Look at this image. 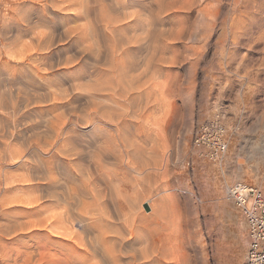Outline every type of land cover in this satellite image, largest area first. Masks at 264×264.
<instances>
[{
    "label": "rangeland",
    "instance_id": "1",
    "mask_svg": "<svg viewBox=\"0 0 264 264\" xmlns=\"http://www.w3.org/2000/svg\"><path fill=\"white\" fill-rule=\"evenodd\" d=\"M100 1L102 2L100 3ZM111 1L91 0V5L88 4L92 7H97L95 8L96 11L89 6H87L86 10L89 9L88 12H91V9H93L91 14L97 21L102 15V18L110 19L111 25L115 26L121 24V22L123 24L124 22L126 23L129 18L132 19L134 15L131 12L133 10L135 11L132 13L136 15L137 11L144 13L147 9L144 15L141 12L140 15L139 13L137 14V17L134 16L133 25L130 23L122 28V30L126 31L128 27L127 31L129 33L124 30L125 34L120 32L122 36L125 35L126 37H120L121 35L118 31L122 30L118 29L111 34L108 33L109 39L107 33L104 32L106 30L102 27V24H97L99 21L96 22V20H93L94 26L91 29L95 34L90 35L91 38H89V35H85L86 32H84L85 30L82 27H84L83 25L87 19L83 18L81 7H77L80 0H77L78 4L73 2V0H0V232H2L0 233V259H7L5 252L8 254V245L5 241L12 242L13 248H15L13 250L17 251L20 261L16 258L12 259V261H16V264H22V260H25L23 264H34L37 261V264H39L40 260L42 264H49L56 257L54 256L56 251L50 245V243H53L50 238L52 234L46 227L48 226L47 220L49 218L46 219V222L42 220L45 216L46 218L49 217L48 212H51L49 200L51 188L49 183L52 164L54 161H58L59 169L62 167L61 158H55L53 154L51 156L56 146L62 147L64 144L62 137L57 140L54 146L52 142V144L50 143L52 141V137H50L52 135V127L58 124L61 119L60 122L64 121L70 127L67 126L68 130H70L68 134L71 131L73 132L74 128L76 129L73 132L74 134L71 133L73 137L67 134L69 138L66 144L68 145L71 139V142H69V145L71 143L70 148L76 146V149L78 146L73 151L77 152L80 148L81 150L77 152L79 153L77 156L83 158L80 159L82 162H79L85 163V160L93 153L92 151H96L99 148L98 145L100 144H97L100 142L99 140L102 141L106 137V132L103 130L105 127L99 121V112H102L105 109L104 107H106L107 109L111 108L110 110L113 108V112L117 114L114 122L119 128V133L122 130L120 140L122 138L125 140L122 139L121 142L123 141V144L125 142L130 143L128 145L130 153L122 150L119 145L120 140L117 141L118 146L111 147V150H109L108 155L112 154L110 161H113V156H118L121 152L123 156H128L131 162V166L129 165L130 170L125 166L122 167L123 164L120 165L122 169L126 168L128 171L123 174L121 171L118 178L122 179L125 176L128 178L120 179L122 184L117 180L116 185L118 189L120 188V192L123 195L127 193L124 195L125 197L120 196L118 198V195L116 198L115 191H113L115 202L117 203V200H119L117 204L114 202V205L116 207L123 205L126 208L127 200L130 198L129 201H131V199L136 198L133 200L136 214L140 211L143 212L141 201L146 199L149 201L151 208H153L151 209L152 213L147 208L148 212H145L147 213L146 215L170 221L176 220L180 225V230L176 232V237L170 236L171 231L167 232L169 237L166 235L164 244L157 250L158 253L166 258L164 263L161 264H242L247 247V226L240 210L226 199V191L227 186L236 180H242L264 188V0H146L150 2L146 6L147 8L145 7L146 9L140 10L138 6L133 5L129 7L133 9L130 11L129 8L124 7V11L128 13L130 11L129 15L126 12L124 13L122 6L121 9L117 8L116 10V7L120 5L116 3V0L112 5ZM71 3H74V6ZM98 3L102 8H99ZM81 4L80 6H83ZM110 7L115 8L110 9ZM107 8L112 11L110 12ZM101 9L104 12L105 10L109 12L106 11L105 15L111 13L113 19L109 18L110 15L108 14V17L107 15L105 16ZM119 9L125 16L118 12L120 11ZM159 9L162 11L160 12ZM99 10L103 14H99ZM193 11L195 14L187 22L177 23L171 19L177 16L189 15ZM114 12L115 14H112ZM42 15H47L43 17L44 24H41L39 20ZM114 15L115 18L113 17ZM120 17L121 19L117 20ZM123 18H127L126 21H123ZM100 20L102 22V19ZM142 20L144 21L142 22ZM82 23L83 25H81ZM96 24L100 26L98 27ZM45 26L53 31L60 32L59 34L53 33ZM80 27L82 28L81 30ZM97 28L100 29L101 32H99L101 34ZM132 30L136 32L133 34L135 36L132 35L134 33ZM126 33L133 36L132 41L134 39L136 41L139 40L141 45L136 41V44L134 42L133 44L130 40L132 39L131 36H127ZM77 35L82 43L76 47L74 53L68 54L74 50V45L71 42L67 44V42L77 37ZM84 35L88 38H84ZM112 35L116 38H121L119 42L123 43V47L121 43L120 46L117 45L119 42L117 39L116 42L115 38H111ZM139 35L143 37L145 44L142 39L138 38ZM88 39H91L92 42ZM96 39L98 42L94 43ZM126 41H128V46L126 43L124 44ZM129 41H131L132 47ZM84 43L86 44L81 46ZM53 45L58 48L52 50ZM111 45L115 48L113 52H111ZM176 45H179V47L176 48ZM80 46L83 51L85 50V53L83 51L80 52ZM88 46L90 47L87 49ZM167 48H173L174 50L168 53L164 51ZM91 50L93 54L90 53ZM49 51H51L48 54L49 59L58 60L56 63L49 61L45 64L33 58L37 54H46ZM88 51L92 59L90 58V61L86 60L85 63L89 61L88 65L91 68L90 73L84 79L73 80L68 85L56 88L49 87L43 90L34 85L32 80L28 79L29 73L34 77H39L44 74L45 68L51 69L53 67L64 69L65 71L50 74L47 79H68L78 73L76 72L78 70L73 69L74 64L78 66L82 59L86 56L88 57ZM95 53L96 56L94 58ZM63 56V60L59 61ZM115 57L118 58L116 59ZM109 58H111V61H109ZM68 60L71 61L69 62ZM120 60L123 62L121 63ZM101 61L103 64H101ZM90 63L92 64L90 65ZM97 63L99 66H97ZM109 65L112 67H109ZM77 69L79 68L77 67ZM98 70L99 73L103 71V75H99ZM105 70L109 71L106 73ZM93 72L95 74H91ZM221 73L225 77L223 80L221 79ZM230 76L241 83L242 88H233L229 82ZM107 82H110V84L108 83L110 88L109 85L107 86ZM116 83L117 86L121 84L118 89L115 87ZM76 84L82 85L84 89L82 90L81 87L80 90V86L77 87ZM94 84H96L95 87H92ZM99 84L103 87H100ZM103 84H106V87ZM111 84L115 85L113 88H116V92L112 89ZM88 86L93 90L90 87L88 88ZM94 88L98 90L95 91ZM72 89L76 91L74 93L71 92L76 96L75 98L69 92ZM60 90L63 91L61 92ZM64 91H68V94L66 92L63 93ZM107 91H110V93ZM112 92L114 94H111ZM225 92H227V95H225ZM99 94L107 95L105 98L103 96L101 98ZM57 95L59 96L57 97ZM53 96L54 98H51ZM59 99L60 101H58ZM66 100L67 103H64ZM104 104L105 106H103ZM80 106H83L82 109L84 110ZM116 108L121 111L120 113L118 110L120 114L117 113ZM86 109L87 112L85 111ZM79 110L80 112H78ZM80 113H84L87 118L89 117L88 120L83 117L84 114L82 116ZM79 114L87 122L89 121V125L85 122L86 120L81 119L82 117ZM62 116L67 120H64ZM57 117L59 120L54 121ZM213 120H218L224 125L227 141L225 153L215 160L206 156L205 149L197 148L192 144L193 135L199 126ZM173 122H175L176 126L170 130V125ZM99 126L102 130L99 129ZM110 132H112L111 129ZM124 134H126L125 137L123 136ZM91 137L95 139L93 140ZM90 141H95L96 143ZM131 143H134L133 146ZM89 148L92 153L89 152ZM112 148L115 150L113 151ZM33 149L41 155H47L48 160L42 161L38 156L30 155L29 153ZM83 149H86L87 152L84 151L89 154H85ZM81 151L84 152V156ZM41 164H43L42 169ZM120 167L111 166L110 168L121 170ZM98 170L101 173L100 168ZM123 183L124 186H122ZM121 189L125 191L123 192ZM220 192L224 194V201L236 208L239 214L238 218H234L230 213L218 206L216 195ZM31 198L33 199L32 202H30ZM36 199H40L38 200L39 202L35 201ZM139 202L140 204H138ZM28 204H30V208ZM39 204L40 206H38ZM11 209H23L26 212L23 211L24 215L22 211L20 213ZM32 209H38V211L34 212ZM121 210V217L116 222L123 221V218H125L124 215L126 213L124 214L123 212L126 209ZM153 211L156 212L154 215ZM30 214H33L32 217H29L31 216ZM201 217H208V219L204 220L203 225L200 222ZM35 218H38V220L42 218L41 221L44 223L42 225L48 229L50 236L47 234L46 229L43 228L39 229L41 231L37 233L28 234V230L31 228L35 229L38 226L33 225L35 224L34 221H36L34 220ZM20 220L22 222L27 220L29 223L28 225H26L27 222L22 224ZM13 221H17L22 225L20 226L16 222L14 224ZM191 221H195L194 227L189 226ZM10 223L14 224L15 230ZM24 224L26 227L28 226L27 230L22 229L24 232L18 230ZM5 225L11 227L12 230ZM3 226L5 227L3 228ZM9 229L10 232L5 233ZM25 231L28 232L25 233ZM22 232L26 234L25 238ZM17 233L19 236H17ZM167 238L168 240H166ZM28 244L31 245L29 246ZM21 249L22 251H20ZM44 250H47L46 253ZM36 251H42L45 254L40 252L42 255H38L39 253ZM23 255H26V258L27 256L30 258L29 255L33 257L26 259ZM35 256L41 257L39 259L36 258L35 261ZM41 258L46 260L43 261ZM26 260H29V263ZM30 260L31 262L33 260V262L31 263ZM12 264H14V261Z\"/></svg>",
    "mask_w": 264,
    "mask_h": 264
},
{
    "label": "bare ground",
    "instance_id": "2",
    "mask_svg": "<svg viewBox=\"0 0 264 264\" xmlns=\"http://www.w3.org/2000/svg\"><path fill=\"white\" fill-rule=\"evenodd\" d=\"M98 1V0H97ZM154 1V0H153ZM157 1V0H156ZM155 1V2H156ZM174 1V0H173ZM172 1V2H173ZM73 2H76L77 3V0H73ZM102 1H100V3H101ZM109 2H110V0H109ZM112 3V5H113V2H115V0H112L111 1ZM155 2H152V3H155ZM75 3V4H76ZM80 3H82L81 5H83V6H80ZM90 3H92L91 2V0H80V2H79V6H77V5H75V6H77V7H81V9H82V11H81V13L84 15L83 16V18H86L87 20L85 21V23H84V25H83V23L81 24V25H83L84 27H82V28H84V30H82V31H84V32H86V34L85 35H92L94 32L93 31H91V29H93V23L92 22H94L93 20H96L95 18H93L94 16L91 14V12H93V9H91V12H88V10H86L87 9V6H89V7H91V8H94V11H96L95 10V8H97V7H92V6H90L89 4ZM95 3V2H94ZM116 3H118V5H120V6H117L116 7V10H117V8H120L121 9V6H122V9L125 7V8H129L130 6H133V5H136V6H138V8L141 10V9H144L147 5H148V3H150L149 1H146V0H116ZM158 3H159V1H158ZM72 4V3H71ZM74 4V3H73ZM72 4V5H73ZM78 4V3H77ZM88 4V5H87ZM97 4V3H96ZM111 4H108V5H110V6H112ZM115 4V3H114ZM161 4H162V2H161ZM98 5H99V3H98ZM104 5V4H103ZM74 6V5H73ZM94 6V5H93ZM151 6V5H150ZM150 6H149V8H150ZM76 7V8H77ZM101 6L99 5V8H100ZM161 7H162V5H161ZM102 8V7H101ZM115 8V7H114ZM114 8H111L110 7V9H114ZM132 8V7H131ZM147 8V7H146ZM145 8V9H146ZM78 9V8H77ZM106 9V8H105ZM108 9V8H107ZM110 9H108L109 11H110ZM119 9V10H120ZM130 9V8H129ZM161 9V8H160ZM159 9V10H160ZM76 10V9H75ZM78 10H80V9H78ZM103 12H104V10L103 9H101ZM116 10H114V11H116ZM126 10V9H125ZM128 10V9H127ZM133 9H130V11H132ZM77 11V10H76ZM100 12V10H99V14H103V12ZM107 10H105V12H106ZM112 11V10H111ZM110 11V12H111ZM123 11H124V9H123ZM129 11V10H128ZM130 11H129V13H130ZM133 11H135V10H133ZM132 11V12H133ZM145 11V10H144ZM146 11H147V9H146ZM145 11V12H146ZM162 10H160V12H161ZM73 12V11H72ZM105 12H104V15H105ZM108 12V11H107ZM118 12H122L121 10L120 11H118ZM126 11H124V13H125ZM131 12V14L132 15H134V16H136L137 17V14L139 13V15H140V13L142 12V11H140V12H136L137 14L135 15V14H133ZM144 12V13H145ZM155 12V11H154ZM55 13V12H54ZM77 13V12H76ZM109 13V12H108ZM107 13V14H108ZM117 13V12H116ZM119 13V14H120ZM124 13H121V15L123 14L124 16H125V14ZM126 13H128V12H126ZM129 13H128V15H129ZM144 13L142 12L141 14L142 15H144ZM94 14V13H93ZM98 14V15H99ZM106 14V15H107ZM112 14H115V12L114 13H112ZM151 14V13H150ZM162 14V13H161ZM80 15V14H79ZM78 15V16H79ZM97 15V14H96ZM105 15V16H106ZM108 15H110V17L109 18H111V19H113L112 18V16H111V13L110 14H108ZM108 15H107V17H108ZM138 15V16H139ZM74 16V15H73ZM102 15H100V17H101ZM104 16V17H105ZM123 16V17H124ZM127 16V15H126ZM134 16H133V18L132 19H130L129 18V20L127 19V18H123L122 20L123 21H126V19H127V21H126V23L124 22V24H123V22H121V20H120V22H121V24H119V25H115V24H113V25H115V26H112L111 24H112V22L110 21V19L108 20L106 17L105 18H98L99 20V22L96 20V22H98L97 24H99V23H101L102 24V27L106 30V31H104V32H106L107 33V37H108V35L109 34H111V33H113L115 30H118V29H121L122 30V28L126 25H129L130 23L132 24V22L135 20L134 19ZM114 18H115V15L113 16ZM117 17H118V15H117ZM127 17H130V16H127ZM141 18V17H140ZM147 18V17H146ZM72 19V18H71ZM100 19H102V22H101V20ZM118 19H121V17L120 18H117V20ZM139 19V18H138ZM137 19V20H138ZM116 20V21H117ZM140 20V19H139ZM37 21V20H36ZM113 21V20H112ZM115 21V22H116ZM144 20H142V22H143ZM119 22V21H118ZM138 22V21H137ZM141 22V21H140ZM141 22V23H142ZM147 23V22H146ZM95 24V23H94ZM96 24V25H97ZM118 24V23H117ZM148 24V23H147ZM133 25V24H132ZM144 25H145V23H144ZM75 26V25H74ZM98 26V25H97ZM100 26V25H99ZM98 26V27H99ZM141 26V25H140ZM73 27V26H72ZM78 27V26H77ZM76 27V28H77ZM80 27V30L82 29ZM130 27V26H129ZM134 27V26H133ZM74 28V27H73ZM75 28V29H76ZM101 28V27H100ZM130 28H132V27H130ZM142 28H144V27H142ZM145 28H148V27H145ZM70 29V28H69ZM79 29V28H78ZM96 29V28H95ZM98 29V28H97ZM127 29H128V27H127ZM127 29H126V31H127ZM135 29V28H134ZM139 29V28H138ZM149 29V28H148ZM147 29V31L149 32V30ZM72 30V29H71ZM87 30V31H86ZM124 30V29H123ZM118 31L119 32V34H120V32H121V34L122 33H124L125 34V32L124 31ZM140 30V29H139ZM143 30H145V29H143ZM75 31V30H74ZM100 31V29H98V32ZM131 31V30H130ZM136 31V30H135ZM146 31V30H145ZM101 32V31H100ZM99 32V33H100ZM128 32V31H127ZM132 32H134L133 30H132ZM76 33V32H75ZM79 33H81V32H79ZM97 33V32H96ZM109 33V34H108ZM129 33V32H128ZM136 32H134V33H132V35L133 34H135ZM137 33H139V32H137ZM65 34V33H64ZM66 34H67V32H66ZM95 34V33H94ZM101 34V33H100ZM115 35L116 34H118V33H114ZM118 34V35H119ZM120 34V35H121ZM123 34V35H124ZM131 34V33H130ZM140 34V33H139ZM143 34V33H142ZM141 34V35H142ZM148 34V33H147ZM84 35V38L86 37ZM117 35V36H118ZM126 35H127V33H126ZM144 35H146V34H144ZM96 36V35H95ZM103 36V35H102ZM113 36V37H112ZM111 36V38H115V41H116V39H117V41L119 42V39H121V38H116V37H114V35H112ZM127 36H131V35H127ZM133 36H135V35H133ZM133 36H131V38L132 39H130L131 41L133 40ZM143 36V35H142ZM67 37V36H66ZM77 37H78V35H77ZM93 37V36H92ZM103 37H105V36H103ZM110 37V36H109ZM108 37V38H109ZM120 37H126L125 35L124 36H120ZM129 37H128V39H129ZM137 37V36H136ZM136 37H134V38H136ZM86 38H88V37H86ZM89 38H91V36L89 37ZM96 38V37H95ZM138 38H140V39H142V41H143V37H140V35H139V37ZM38 39V38H37ZM93 39V38H92ZM101 39V38H100ZM103 39V38H102ZM105 39H106V37H105ZM110 39V38H109ZM125 39V38H124ZM145 40H146V38H144ZM89 41H91L92 42V40L91 39H88ZM87 40V41H88ZM108 40V39H107ZM112 40V39H111ZM155 40V39H154ZM88 41V42H89ZM95 41V40H94ZM110 41V40H109ZM116 41V42H117ZM131 41H129V44H130V42ZM135 41H136V39H134V41H132V43L134 42L135 43ZM141 41V42H142ZM150 41V40H149ZM88 42H87V45H88ZM98 41H97V39H96V42H94V43H97ZM110 42H112V41H110ZM109 42V43H110ZM115 42V43H116ZM123 42V41H122ZM128 41H126V42H124V44L126 43V45L128 44L127 43ZM136 42H138L139 43V40L138 41H136ZM144 42V41H143ZM143 42H142V44H143ZM155 42V41H154ZM102 43V42H101ZM104 43V42H103ZM120 43H121V41L119 42V44H117V45H119L120 46ZM133 43V44H134ZM86 43H84V44H82L81 46H83V45H85ZM89 44H91V43H89ZM99 44V43H98ZM110 44H112V43H110ZM110 44H109V46H110ZM116 44H114V45H116ZM123 43H121V45H122ZM136 44V43H135ZM140 44V43H139ZM139 44H138V46H139ZM144 44H145V42H144ZM151 44V43H150ZM104 45V44H103ZM116 45V46H117ZM141 45V44H140ZM79 47V48H81L80 49V52L81 51H83L82 50V47ZM92 46V45H91ZM128 46V45H127ZM130 46H131V44H130ZM41 47V46H40ZM85 47V46H84ZM90 46H88L87 47V49L89 48ZM111 47H112V51L111 52H113V49H115L112 45H111ZM111 47H110V50H111ZM118 47V46H117ZM122 47H123V45H122ZM125 47V46H124ZM132 47V46H131ZM120 48V47H119ZM126 48V47H125ZM130 48V47H129ZM41 49V48H40ZM44 49V48H43ZM92 49V48H91ZM107 49V48H106ZM121 49V48H120ZM120 49H117V50H120ZM78 50V49H77ZM90 50V49H89ZM92 50H94V49H92ZM92 50H91V52L90 53H92ZM110 50H108V51H110ZM116 50V51H117ZM122 50V49H121ZM127 50H128V48H127ZM47 51V50H46ZM85 51V50H84ZM83 51V53H85ZM78 52V51H77ZM97 52H98V50H97ZM99 52H101L100 50H99ZM111 52H110V54H111ZM119 52V51H118ZM121 52V51H120ZM83 53H81V54H83ZM88 53H89V51H88ZM90 53H89V56H90V58H91V55H90ZM106 53V52H105ZM144 53H146V52H144ZM93 54V53H92ZM114 54H116V53H114ZM128 54V53H127ZM76 55V54H75ZM77 55H79L78 53H77ZM84 55V54H83ZM87 55V54H86ZM98 55V54H97ZM102 56H104L103 54H101ZM100 55V56H101ZM119 55V54H118ZM117 55V56H118ZM123 55V54H122ZM125 55H126V52H125ZM73 56V55H72ZM85 56V55H84ZM88 56V57H89ZM95 56H96V53H95V55H94V58H95ZM113 56V55H112ZM112 56H110V57H112ZM116 56V55H115ZM149 56V55H148ZM79 57H81V56H79ZM87 57V56H86ZM93 57V56H92ZM122 57V56H121ZM120 57V58H121ZM126 57V56H125ZM69 58V57H68ZM106 58V57H105ZM113 58V57H112ZM116 58V57H115ZM118 58V57H117ZM116 58V59H117ZM70 59V58H69ZM72 59V58H71ZM82 59V58H81ZM92 59V58H91ZM90 59V60H91ZM96 59H97V57H96ZM96 59H94V60H96ZM110 60L109 61H111V58H109ZM116 59H115V61H116ZM121 59H123V58H121ZM33 60V59H32ZM73 60H74V57H73ZM72 60V61H73ZM76 60V59H75ZM102 60V59H101ZM113 60V59H112ZM69 61V60H68ZM71 61V60H70ZM69 61V62H70ZM67 62V61H66ZM89 62V61H88ZM87 62V63H88ZM93 62V61H92ZM96 62V61H95ZM95 62H94V64H95ZM99 62H100V59H99ZM98 62V63H99ZM102 62V61H101ZM105 62V61H104ZM113 62H114V60H113ZM112 62V63H113ZM120 62H121V60H120ZM123 62V61H122ZM121 62V63H122ZM72 63V62H71ZM70 63V64H71ZM97 63V64H98ZM92 63H90V65H91ZM100 64V63H99ZM99 64L97 65V66H99ZM101 64H103V62L101 63ZM100 64V66H102ZM107 64V63H106ZM127 64V63H126ZM77 65V64H76ZM75 64H74V68H75V66H76ZM112 66H113V64H111ZM111 65H109V67H112ZM128 65V64H127ZM126 65V66H127ZM94 67H95V65H93ZM115 66V65H114ZM124 66V65H123ZM125 66V67H126ZM108 67V68H109ZM120 67H122V66H120ZM76 68H77V66H76ZM90 68H91V66H90ZM102 68V67H101ZM118 68V67H117ZM104 69V68H103ZM102 69V70H103ZM107 69V68H106ZM113 69V68H112ZM111 69V70H112ZM76 70H78V71H76V72H79L80 70L79 69H76ZM97 70V69H96ZM99 70H100V68H99ZM99 70H98V74L100 75V74H102L103 75V71L101 72V73H99ZM92 71V70H91ZM106 71V73L109 71H107V70H105ZM104 71V72H105ZM114 71V70H113ZM122 71V70H121ZM123 71H125L124 70V68H123ZM129 72V71H128ZM74 73H75V70H74ZM111 73H113V72H111ZM111 73L109 74L110 75V77H111ZM116 73V72H115ZM118 73H119V71H118ZM125 74H126V71L124 72ZM123 73V74H124ZM97 74V75H98ZM76 75V74H75ZM98 75V76H99ZM102 75H101V77H102ZM104 75H106L105 73H104ZM108 75V74H107ZM108 75V76H109ZM120 75V74H119ZM97 76V77H98ZM89 77V76H88ZM97 77H95V78H97ZM107 77V76H106ZM113 77V76H112ZM122 77V76H121ZM117 78V77H116ZM103 79V78H102ZM112 79V78H111ZM91 80V79H90ZM121 81V80H120ZM75 82V81H74ZM83 83H85V82H83ZM82 83V85L83 86H85L84 84ZM104 83V82H103ZM110 84V82H107V86ZM112 83V82H111ZM115 83V82H114ZM80 84V83H79ZM101 84V83H100ZM99 84V85H100ZM133 84V83H132ZM77 85V87H79L80 85H78V84H76ZM75 85V86H76ZM82 85L79 87V89L81 90V87H82ZM95 85L96 84H94V86H92V87H95ZM104 85V84H103ZM112 85V84H111ZM118 85H119V83H118ZM121 85V84H120ZM119 85V86H120ZM74 86V87H75ZM97 86H98V84H97ZM96 86V87H97ZM105 87H106V84L104 85ZM115 85H112V89H114L113 87H114ZM119 86H117V83H116V86L115 87H117V89H118V87ZM139 86V85H138ZM70 87V86H69ZM68 87V88H69ZM77 87H75V88H77ZM90 86H88V88H89ZM100 87H103V86H101L100 85ZM140 87H141V85H140ZM65 88H66V86H65ZM71 88V87H70ZM74 88V89H75ZM91 88V87H90ZM109 88H110V85H109ZM137 88V87H136ZM84 89V87H82V90ZM87 89V88H86ZM85 89V90H86ZM92 89V88H91ZM90 89V90H91ZM95 89V91H97L98 89H96V88H94ZM107 89H108V87H107ZM116 89V88H115ZM114 89V90H115ZM138 89V88H137ZM65 90V89H64ZM66 90H68V89H66ZM70 90V89H69ZM76 91H77V89H75ZM93 90V89H92ZM101 90V89H100ZM99 90V91H100ZM104 90V89H103ZM102 90V91H103ZM110 90V89H109ZM113 90V91H114ZM61 92L63 91V90H60ZM76 91H73V89H72V91H69L70 93L71 92H76ZM88 91H89V89H88ZM88 91H86V93H88ZM101 91V93H103ZM105 91V90H104ZM111 91V90H110ZM110 91L108 92V93H110ZM66 91H64L63 93H65ZM94 91H92V93H93ZM114 92H116V90L114 91ZM114 92H112L111 94H114ZM140 92V91H139ZM67 94H68V91L66 92ZM70 93H69V95H70ZM73 93H71V94H73ZM107 93V94H108ZM54 94V93H53ZM52 94V95H53ZM55 94H57V93H55ZM91 94V93H90ZM93 94H95V93H93ZM97 94V93H96ZM106 94V95H107ZM63 95V97H65L64 96V94H62ZM98 95V94H97ZM96 95V96H97ZM99 95H101V94H99ZM106 95L105 96H103V95H101V98H102V96L105 98L106 97ZM55 96V95H54ZM54 96L53 97H51V98H54ZM59 95H57V97H58ZM68 96V95H67ZM72 96H74V94L72 95ZM79 96V95H78ZM92 96V95H91ZM110 96V95H109ZM56 97V96H55ZM68 97H70V96H68ZM76 96H74V98H75ZM84 97V96H83ZM108 97V96H107ZM85 98H87V97H85ZM70 99H72V98H70ZM52 100H54V99H52ZM99 100V99H98ZM58 101H60V99L58 100ZM64 102V101H63ZM62 102V103H63ZM99 102V101H98ZM51 103V102H50ZM64 103H67V100H66V102H64ZM55 104V103H54ZM65 105H67V104H65ZM85 105V104H84ZM95 105V104H94ZM52 106H53V104H52ZM55 106H57V104H55ZM62 106V105H61ZM60 106V107H61ZM103 106H105V104L103 105ZM102 106V107H103ZM123 106V105H122ZM54 107V106H53ZM69 107H72V106H69ZM81 107V106H80ZM83 107V106H82ZM82 107H81V109H82ZM94 107V106H93ZM59 108V107H58ZM57 108V109H58ZM65 108V107H64ZM63 108V109H64ZM67 108V107H66ZM105 109L104 110H102V112H99V121L101 122V123H103V126L105 127V128H103V130L106 132V137L104 138V139H102V141L101 140H99L100 142L99 143H97V144H100V145H98L99 146V148L98 149H96V151L95 150H93L92 152H91V149L89 148V152H91L92 154L89 156V158L87 159V160H85L84 162L85 163H81L82 162V160H80V159H83V158H80V157H78L77 156V154H79V153H77L78 151H80L81 149L79 148V150H77V152L75 153L73 150L75 149V147H72V148H70L71 147V143H70V145H69V142H71L70 140H69V142H68V145L66 144L67 142V140H68V138H69V136L68 135H70L71 137H73V135H71V133L72 134H74L73 132H75L74 130H76L75 128H74V126H72L73 128H74V130H73V132L71 131V133L70 134H68L69 133V131L70 130H68L70 127L67 125V123L66 122H64L63 120V122H60L61 121V119L59 120L58 119V117H57V119H54V121L55 120H59L58 121V124H55L54 125V127H52L53 129H52V135H50V137H52V141H50V143L52 142L53 143V146L56 144V142H57V140L60 138V137H62V142L64 143L63 144V146L62 147H58V146H56L55 148H54V150H53V152L51 153V156H52V154H53V157L55 156V158L56 157H60L61 158V160H62V167L59 169V164H58V161H54L55 163L54 164H52V172L50 173L51 174V180H50V183H49V185H50V188H51V191H50V195H49V200H50V207H51V212H48V214L50 215L49 217H47L46 218V216L42 219V220H44L45 222H46V219H48L47 220V222H48V226H46V223H45V226L50 230L49 232L52 234L51 236L48 234V229L46 228V227H43V225L42 224H44V223H42L43 221H41V219H39L38 220V218L36 219H34V220H36V221H34V223L35 224H33V225H38L37 226V228H35V229H41V228H43V229H46V231H47V234L50 236V238H51V240H53V243H50V245H52V247H53V250L55 249V255L54 256H56L55 258L52 256V258H54V259H52L51 260V262L49 263V264H148V263H152L153 264V261H155L156 262V264H161V263H164V261L166 260V258L165 257H163L160 253H158V251L157 250H159V248H160V246L161 245H163L164 244V238H166V235H167V232H169V231H171V235L170 236H175L176 237V232H179V230H180V225H179V223L178 222H176V220H167V219H163V218H160V217H156V216H152V215H146L147 213H145V212H148L146 209L147 208H149V210H151V209H153V208H151V205H150V203H149V201L148 200H146V199H144V200H139V201H141L142 202V204H141V207H142V209H143V212H138V213H136L135 214V202L133 201L134 199H136V198H134V199H131V201H129L130 200V198L127 200L128 201V205L126 204V208L123 206V205H118L117 207L114 205V202L116 201V200H114V198L117 196L118 197V195H119V197L118 198H120V196H124V195H126V193L123 195V193L122 192H120V188L118 189V187H117V185H116V182H117V180L118 181H120V179L118 178V176H120V174L119 173H121V170H114V168H110L111 166L112 167H120V165H122V167L123 166H125V167H127L128 169H129V165L131 164V162H130V160H129V158H128V156H126V155H124L123 156V154L120 152V154L118 155V156H116L115 155V157L113 156V161H110V156H112V154H110V156L108 155L109 154V150H111L110 148L111 147H115V146H118L117 144V141H119L120 140V134L122 133V130H121V133H119L120 131H119V128H117V126H116V124H115V120H116V116H117V114L115 113V112H113V108H112V110H110L111 108H106V107H104ZM115 108V107H114ZM122 108V107H121ZM120 108V109H121ZM7 109V108H6ZM60 109H62V108H60ZM62 109V110H63ZM88 109V108H87ZM87 109L85 110L86 112H87ZM97 109V108H96ZM117 109V108H116ZM67 110V109H66ZM82 110H84V109H82ZM94 111H95V109H93ZM118 110L119 109H117V113L118 114H120L121 113V111L119 110V112H118ZM122 110V109H121ZM138 110V109H137ZM94 111H93V113H94ZM98 111V110H97ZM100 111V110H99ZM128 111V110H127ZM136 111V110H135ZM141 111V110H140ZM3 112V111H2ZM7 112V111H6ZM78 112H80V110L78 111ZM84 112V111H83ZM86 112H85V114H86ZM126 112V111H125ZM68 114H69V112H67ZM75 113V112H74ZM98 113V112H97ZM130 113H132V112H130ZM137 113V112H136ZM59 114V113H58ZM73 116H74V114L73 113H71ZM80 114H82V116H83V114L84 113H80ZM79 114V116H81ZM85 114H84V118L86 117L85 116ZM91 114V113H90ZM95 115H96V113H95ZM122 115V114H121ZM140 115V114H139ZM75 116H76V114H75ZM81 116V117H82ZM89 116V115H88ZM91 116V115H90ZM98 116V115H97ZM61 117V116H60ZM59 117V118H60ZM63 117V119H64V116H62ZM72 117V116H71ZM81 118V119H83L84 121L87 119L88 120V118L86 117V119H84V118ZM93 117V116H92ZM95 117V116H94ZM116 117V118H115ZM56 118V117H55ZM65 118H66V116H65ZM75 118H77V117H75ZM74 118V119H75ZM98 118V117H97ZM136 118V117H135ZM70 119V118H69ZM73 119V120H74ZM120 119V118H119ZM2 120V119H1ZM64 120H67V119H64ZM77 120V119H76ZM83 120H82V122H83ZM87 120L85 121V122H87ZM91 120V119H90ZM93 120V119H92ZM98 120V119H97ZM96 120V121H97ZM121 120V119H120ZM69 121V120H68ZM71 121V120H70ZM74 122H75V120H74ZM89 122V121H88ZM88 122H87V125H89L88 124ZM93 122V121H92ZM91 122V124H93ZM117 122V121H116ZM54 123V122H53ZM72 123H73V121H72ZM78 123H80V122H78ZM77 123V124H78ZM84 123V122H83ZM82 123V124H83ZM79 125V124H78ZM81 125V124H80ZM86 125V124H85ZM52 126V125H51ZM67 126L69 127V128H67ZM49 127V126H48ZM79 127V126H78ZM97 127H98V125H97ZM76 128H77V126H76ZM96 128V127H95ZM124 128V127H123ZM122 128V129H123ZM99 129H101L102 130V128H100V126H99ZM98 129V131H100ZM110 129L112 130V132H110ZM10 130V129H9ZM33 130V129H32ZM96 130H97V128H96ZM44 132V131H43ZM46 134H47V132H46ZM50 134V133H49ZM68 134V135H67ZM45 135V134H44ZM125 135L126 134H124L123 136L125 137ZM28 136V135H27ZM30 136V135H29ZM48 136V135H47ZM122 136V137H123ZM42 137V136H41ZM25 138V137H24ZM28 138V137H27ZM93 140L95 139V138H93V137H91ZM73 139H75V138H73ZM91 139V140H92ZM100 139V138H99ZM123 139V138H122ZM121 139V140H122ZM29 140V139H28ZM50 140H51V138H50ZM86 140V139H85ZM121 140H120V146L122 147V150H124V151H126V152H129V149H128V145L130 144V143H128V142H125V144H123L122 142H121ZM124 140V139H123ZM25 141H26V139H25ZM74 141H76V140H74ZM125 141V140H124ZM131 141V140H130ZM29 142V141H28ZM90 142H95V141H90ZM27 143V142H26ZM51 143V144H52ZM60 143H61V140H60ZM96 143V142H95ZM110 143V144H109ZM128 143V144H127ZM135 143V142H134ZM133 143V144H134ZM7 144V143H6ZM48 144V143H47ZM72 144H73V142H72ZM94 144V143H93ZM127 144V145H126ZM132 144V143H131ZM133 144H132V146H133ZM28 145V144H27ZM58 145V144H57ZM60 145H62V144H60ZM66 145V146H65ZM73 145H75V144H73ZM76 145H78V144H76ZM89 145H91V144H89ZM88 145V146H89ZM92 146V145H91ZM90 146V147H91ZM131 146V145H130ZM135 147H136V145H135ZM77 148H78V146H77ZM76 148V149H77ZM93 148V147H92ZM95 148H97V147H95ZM112 148V150L114 151L115 149H113ZM120 148V147H119ZM52 149V148H51ZM75 149V150H76ZM121 149V148H120ZM86 151V149H83V151ZM132 150V149H131ZM130 150V151H131ZM71 151H73V152H71ZM84 151V152H85ZM134 151V150H133ZM82 152V151H81ZM84 152H82V154L84 153ZM87 152V151H86ZM85 152V154H89V153H86ZM118 152V153H119ZM15 153V152H14ZM20 153V152H19ZM130 153V152H129ZM129 153H126V154H129ZM133 153V152H132ZM60 154H61V156H60ZM82 154H80V156H82ZM125 154V153H124ZM73 156V157H72ZM83 156H84V154H83ZM134 156H135V154H134ZM86 157V156H85ZM133 157V156H132ZM146 157V156H145ZM33 160V159H32ZM141 160V159H140ZM147 160V159H146ZM30 161V160H29ZM34 161V160H33ZM79 161H81V162H79ZM132 161V160H131ZM142 161V160H141ZM137 163V162H136ZM146 163V162H145ZM133 164V163H132ZM140 164V163H139ZM147 165V164H146ZM131 166V165H130ZM138 166V165H137ZM133 167V166H132ZM141 167V166H140ZM142 167H144V166H142ZM100 168V170H101V173H100V171L98 170ZM135 168V167H134ZM120 169H122L121 167H120ZM44 170V169H43ZM97 170H98V172H97ZM130 170V169H129ZM47 173V172H46ZM46 173H45V175H46ZM124 172L122 171V174H123ZM129 173V172H128ZM129 175V174H128ZM46 177V176H45ZM122 177V176H121ZM123 177H124V175H123ZM143 177V176H142ZM50 178V177H49ZM125 178H128V177H126L125 176ZM125 178H122V179H125ZM121 179V180H122ZM25 180V179H24ZM128 180V179H127ZM125 181V180H124ZM130 181H131V179H130ZM236 181H241V182H243V183H245V184H247V185H251V186H253L252 184H250V183H247V182H244V181H242V180H236ZM127 182V181H126ZM235 182V181H234ZM120 183H121V181H120ZM122 184V183H121ZM129 184V183H128ZM120 185V184H119ZM122 186H124V183H123V185ZM130 186V185H129ZM255 186V185H254ZM126 187H128V186H126ZM137 187V186H136ZM257 187V186H256ZM125 188V187H124ZM126 189H128V188H126ZM227 189H228V186H227ZM118 190H119V192H120V194H118L119 192H118ZM113 191H115L114 193H115V197H113L114 195H113ZM121 191H125L124 189L122 190L121 189ZM48 192V191H47ZM46 193V192H45ZM82 193H83V195H82ZM122 193V194H121ZM36 195V194H35ZM39 197V196H38ZM116 197V198H117ZM125 197V196H124ZM33 199H35L34 197H32ZM28 199L30 202H32V200L33 199ZM37 198V197H36ZM44 198V197H43ZM25 199V198H24ZM24 199H23V201H24ZM124 199V198H123ZM226 199L228 200V201H230V202H232L233 203V201L231 200V199H229L228 198V196H227V191H226ZM3 200V199H2ZM28 200H26L27 202H28ZM38 200H40V199H38ZM37 199L35 200V201H38ZM124 200H126V199H124ZM118 201L119 200H117V203H118ZM123 201V200H122ZM136 201V200H135ZM216 201H217V203H218V206L222 209V210H225L226 212H228V213H230L231 214V216H233L234 218H238V216H239V214H238V211L236 210V208L235 207H233V206H231V204H229V203H226L225 201H224V194H223V192H220V193H218L217 195H216ZM10 202V201H9ZM22 202V201H21ZM20 202V203H21ZM30 202H28V203H30ZM39 202V201H38ZM124 202V201H123ZM23 203V202H22ZM116 202H115V204H117ZM122 203V202H121ZM120 203V204H121ZM15 204V203H14ZM33 204V203H32ZM138 204H140V202L138 203ZM234 204V203H233ZM13 205V204H12ZM22 205V204H21ZM25 205V204H24ZM29 205V208H30V204H28ZM137 205V204H136ZM235 205V204H234ZM3 206V205H2ZM27 206V205H26ZM25 206V207H26ZM33 206H34V204H33ZM38 206H40V204L38 205ZM236 206V205H235ZM4 207V206H3ZM237 207V206H236ZM28 208V207H27ZM26 208V209H27ZM32 208V207H31ZM35 208V207H34ZM37 208V207H36ZM238 208V207H237ZM121 209H126V211L125 212H123L124 214V217L125 218H123V221H119V222H116V220H119L120 219V217H121ZM140 209V208H139ZM219 209V208H218ZM239 209V208H238ZM37 209H35V211H36ZM121 210V211H120ZM240 210V209H239ZM26 212V210H23L22 209V212ZM31 211V210H30ZM32 211H33V209H32ZM31 211V212H32ZM34 211V212H35ZM38 211V210H37ZM24 212H23V214H24ZM121 212V213H120ZM154 212V211H153ZM240 212H241V210H240ZM21 213V212H20ZM37 213V212H36ZM150 213V212H149ZM151 213H152V210H151ZM156 212H154L153 213V215L155 214ZM28 214H29V212H28ZM42 214V213H41ZM241 214H242V212H241ZM25 215V214H24ZM26 215H27V213H26ZM31 215V214H30ZM33 215V214H32ZM32 215L31 216H29V217H32ZM122 215V216H123ZM34 216H35V214H34ZM48 216V215H47ZM242 216H243V214H242ZM232 217V218H233ZM40 218V217H39ZM243 218H244V216H243ZM30 219V218H29ZM245 219V218H244ZM122 220V219H121ZM18 221V220H17ZM17 221H15L17 224H19V222H17ZM21 221V223L23 224L24 222H27L26 223V225H28V221L26 220H24V222H22V220H20ZM31 221V220H30ZM33 221V220H32ZM39 221V222H38ZM177 221H179V220H177ZM1 222V221H0ZM9 222V221H8ZM12 222V221H11ZM15 222L13 221V223L15 224ZM245 222H246V220H245ZM30 223H32V222H30ZM8 224V223H7ZM14 224L12 225L11 223H10V225L13 227L14 226ZM16 224V225H17ZM21 224V225H22ZM1 225V224H0ZM10 225H8V226H10ZM20 225V224H19ZM20 225V226H21ZM32 225V224H31ZM6 226V225H5ZM5 226H3V228L5 227ZM36 226H34V227H36ZM7 227V226H6ZM28 227V226H27ZM26 226H25V224L20 228V229H18V230H22V229H25V230H27L26 228H27ZM30 227H32V226H30ZM2 228V229H3ZM7 228H10L11 230H12V228L11 227H7ZM17 228H19V227H17ZM10 229L9 230H6L5 231V233L6 232H10ZM13 229H14V227H13ZM16 229V228H15ZM14 229V230H15ZM31 229H34V228H31ZM73 229H75V230H73ZM4 230V229H3ZM13 230V231H14ZM23 231V230H22ZM29 231V230H28ZM27 231V232H28ZM39 231H41V230H39ZM16 232H17V230H16ZM19 232V231H18ZM24 232V231H23ZM22 232V233H23ZM26 231H25V233H27ZM0 233H2V232H0ZM12 233V232H11ZM13 233H15V232H13ZM25 233H23L24 235H25ZM8 234V233H7ZM28 234L30 235V234H32L31 232H28ZM138 234H140L141 235V239H140V242H135V238L138 236ZM3 235H6V234H3ZM9 235V234H8ZM15 235V234H14ZM12 236V235H11ZM17 236H19L18 235V233H17ZM16 236V237H17ZM168 236V235H167ZM14 237V236H13ZM15 237V238H16ZM29 237V236H28ZM169 237V236H168ZM11 238V237H10ZM14 238V239H15ZM24 238H25V236H24ZM50 238H48V239H50ZM171 238V237H170ZM2 239V238H1ZM13 239V238H12ZM16 240V239H15ZM17 240H19L18 238H17ZM23 240H25V239H23ZM27 240V239H26ZM166 240H168V238L166 239ZM12 241V240H11ZM16 242H19V241H16ZM25 242V241H24ZM24 242H23V244H24ZM52 242V241H51ZM27 243V242H26ZM166 243H167V241H166ZM22 244V245H23ZM33 244V243H32ZM21 245V246H22ZM26 245V244H25ZM29 245V244H28ZM31 245V244H30ZM29 245V246H30ZM34 245V244H33ZM49 245V246H50ZM14 246V245H13ZM24 247V246H23ZM45 247V246H44ZM44 247H42L43 249H44ZM47 248V247H46ZM45 248V249H46ZM13 249H15V248H13ZM24 249H25V247H24ZM29 249V248H28ZM36 249V248H35ZM48 249V248H47ZM56 249H60V250H56ZM7 250V249H6ZM20 251H22V249L20 250ZM19 251V252H20ZM27 251H29V250H27ZM31 251V250H30ZM45 251V250H44ZM47 251V250H46ZM46 251H45V253H46ZM246 251V250H245ZM17 252V251H16ZM18 252V254H19V256H20V253H22V254H24L23 252H20L19 253ZM31 252H33V251H31ZM30 252V253H31ZM36 252H38V253H36V254H38V255H42L40 252H42V251H36ZM53 252V253H54ZM29 253V254H30ZM43 253V252H42ZM45 253H43V254H45ZM52 253V254H53ZM5 254L7 255V253L5 252ZM34 254H35V252H34ZM33 254V255H34ZM26 255H28V254H26ZM26 255L24 256L25 258H26ZM47 255V254H46ZM46 255H44V256H46ZM244 255H245V253H244ZM43 256V257H44ZM48 256V255H47ZM22 257V256H21ZM20 257V258H21ZM29 257L31 258V257H33L32 255H29ZM41 257V256H40ZM39 256H35V261H36V258H40ZM84 257H87V259L85 260L84 259ZM2 258V257H1ZM7 258V257H6ZM25 258H22V259H25ZM27 258H28V256H27ZM26 258V259H27ZM30 258H28V259H30ZM49 258V257H48ZM14 259V258H13ZM42 260H43V258H41ZM243 259H244V257H243ZM1 260V259H0ZM3 260V259H2ZM18 260V259H17ZM34 260V259H33ZM33 260H32V262H33ZM44 260H46V259H44ZM43 260V261H44ZM48 260V259H47ZM14 261V264H16V261L15 260H13ZM13 261H12V263H13ZM19 261H20V259H19ZM23 261H25V260H22L21 262H22V264H23ZM29 260H26V262H28ZM41 261V260H40ZM39 261V264L41 263L42 264V262H40ZM50 261V260H49ZM30 262H31V260H30ZM31 262V263H32ZM38 262V261H37ZM37 262H34V264H37ZM25 263V262H24ZM29 263V262H28ZM46 263V262H45ZM21 264V263H20ZM26 264V263H25ZM30 264V263H29ZM47 264V263H46Z\"/></svg>",
    "mask_w": 264,
    "mask_h": 264
},
{
    "label": "built area",
    "instance_id": "3",
    "mask_svg": "<svg viewBox=\"0 0 264 264\" xmlns=\"http://www.w3.org/2000/svg\"><path fill=\"white\" fill-rule=\"evenodd\" d=\"M192 144L205 149L209 159L219 158L227 149L224 125L218 120L200 125ZM229 195L246 220L247 247L242 264H264V188L235 181L228 186Z\"/></svg>",
    "mask_w": 264,
    "mask_h": 264
},
{
    "label": "snow or ice",
    "instance_id": "4",
    "mask_svg": "<svg viewBox=\"0 0 264 264\" xmlns=\"http://www.w3.org/2000/svg\"><path fill=\"white\" fill-rule=\"evenodd\" d=\"M194 11L193 13L189 14V15H183V16H177V17H174V18H171L173 19L175 22L177 23H181V22H187L191 19V16L194 15ZM47 15H42L39 17V20H40V23L41 24H44V20H43V17H45ZM35 18V17H34ZM47 27V26H45ZM51 32L53 33H56V34H59L60 31H53L51 30L49 27H47ZM73 43L74 45V50L73 51H70L68 54L70 53H74L75 52V49L76 47L82 43L81 39L79 37H75L73 39H71L70 41L67 42V44L69 43ZM176 48L179 47V45H176L175 46ZM58 48L57 46L53 45L52 46V50L53 49H56ZM51 50V51H52ZM174 49L173 48H167L165 49L164 51L170 53L172 52ZM47 52L46 54H37L35 57H33L34 59H37L39 61H42L44 62L45 64L49 61H52L53 63H56L58 60H50L49 57H48V54L51 52ZM65 56V55H64ZM64 56L62 58L59 59V61H62ZM86 60H89L90 61V57H85L84 59L81 60L80 64L77 66L81 71L78 72L76 75L74 76H71L69 77L68 79H65V80H49L47 79L50 74H56V73H59L61 71H65L64 69H57L55 67L49 69V68H45V71H44V74L42 76H39V77H34L32 76L30 73L28 74V79L32 80L34 85L38 86L41 90L43 89H46V88H49V87H52V88H56V87H60L62 85H68L71 83V81L73 80H77V79H84L86 78V76L90 73V68H89V65L88 63H85ZM73 69H77V68H73ZM27 72V70H25ZM91 74H95L94 72L91 73ZM225 77L223 75V73H221V79L223 80ZM15 82V81H14ZM229 82L230 84L234 87H241L242 88V84L237 82L235 80L234 77H229ZM225 95H227V92H225ZM219 115V114H217ZM176 125H175V122H173L171 125H170V130L172 128H174ZM30 155H36L38 156V158H40L42 161H47L48 160V156L47 155H41L39 153L36 152L35 149L32 150V152L29 153ZM55 162H53L54 164ZM43 168V164H41V169ZM121 171L123 172H127L128 169H121ZM83 195V193H82ZM229 199H231V196L229 195L228 196ZM12 211H16V212H20L22 211L21 209H11ZM38 210V209H37ZM35 211V210H33ZM208 219V217H201L200 218V222L201 224L203 225V222L204 220ZM190 227H194L195 226V221H191L190 222ZM29 232L31 233H37L39 232L38 229H30ZM25 237H26V234H25ZM140 239H141V235L138 234V236L135 238V242H140ZM5 243L8 245V254H7V259H4V260H0V264H12V259L13 258H16V259H19V257L17 256V253L15 250H13V245H12V242H8V241H5ZM42 244H46V243H42ZM84 259L86 260L87 257H84ZM153 264H156L155 261H153Z\"/></svg>",
    "mask_w": 264,
    "mask_h": 264
}]
</instances>
